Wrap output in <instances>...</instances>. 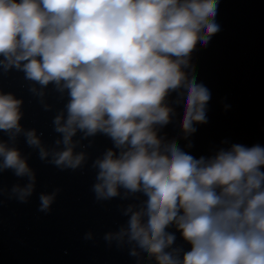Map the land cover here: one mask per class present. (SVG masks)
I'll list each match as a JSON object with an SVG mask.
<instances>
[{"label": "clouds", "instance_id": "clouds-1", "mask_svg": "<svg viewBox=\"0 0 264 264\" xmlns=\"http://www.w3.org/2000/svg\"><path fill=\"white\" fill-rule=\"evenodd\" d=\"M218 4L0 0V71L22 72L45 110L51 109L43 100L50 84L66 97L52 119L62 136L54 144L63 149H53L46 161L42 134L20 123L23 99L0 90V131L7 137L0 139V173L26 178L8 198L26 203L36 188L18 137L38 149L41 161L76 170L86 155L74 151L79 140L73 138L103 135L112 147L92 163L95 199L140 194L138 203L121 206L127 220L104 235L109 246L126 247L148 264H264V145L225 140L228 146L209 156L188 151L197 125L208 123L212 95L190 61L220 31ZM177 110L179 135L169 140L163 129ZM177 139L187 143L181 147ZM58 191L39 194V211H51ZM84 238L91 240V232Z\"/></svg>", "mask_w": 264, "mask_h": 264}, {"label": "water", "instance_id": "water-1", "mask_svg": "<svg viewBox=\"0 0 264 264\" xmlns=\"http://www.w3.org/2000/svg\"><path fill=\"white\" fill-rule=\"evenodd\" d=\"M216 22L220 31L206 48L195 49L190 61L197 81L212 94L208 123L197 125V132L190 137L192 148L188 151L197 158L227 147L222 144L225 140L228 144L264 145V0H219ZM0 90L23 99L20 123L42 134L41 144L49 152L46 161L51 160L53 149H63L62 144H54L62 136L54 132L52 119L63 108L66 97L61 99L50 84L44 89L43 100L51 109L45 110L40 98L29 91L23 73L15 70L0 71ZM225 104L230 106L227 110ZM178 112L163 129L169 140L179 135ZM81 136L78 133L73 138L79 140L74 151L84 152L86 159L76 170H61L41 161L38 149L18 137L17 147L28 156L29 166L36 173V188L26 203L9 199L13 184L24 186L26 178L16 177L11 170L0 173V264H134V260L135 264H148L130 257L126 247L118 248L115 242L109 246L103 239L126 222L121 206L138 203L140 194L97 201L92 185L98 169L92 163L102 158L112 142L103 135ZM0 139H7L2 131ZM175 142L181 147L187 143L182 139ZM56 189L59 191L51 211H39V194ZM88 232L91 240L84 238ZM177 235V243H182Z\"/></svg>", "mask_w": 264, "mask_h": 264}]
</instances>
